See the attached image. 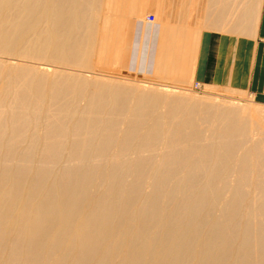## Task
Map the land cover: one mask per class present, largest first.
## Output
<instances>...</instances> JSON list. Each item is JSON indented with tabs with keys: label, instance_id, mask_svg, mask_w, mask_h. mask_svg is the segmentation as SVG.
Masks as SVG:
<instances>
[{
	"label": "bare ground",
	"instance_id": "obj_1",
	"mask_svg": "<svg viewBox=\"0 0 264 264\" xmlns=\"http://www.w3.org/2000/svg\"><path fill=\"white\" fill-rule=\"evenodd\" d=\"M257 5L0 0V264H264V107L183 87Z\"/></svg>",
	"mask_w": 264,
	"mask_h": 264
},
{
	"label": "crops",
	"instance_id": "obj_2",
	"mask_svg": "<svg viewBox=\"0 0 264 264\" xmlns=\"http://www.w3.org/2000/svg\"><path fill=\"white\" fill-rule=\"evenodd\" d=\"M254 12L256 18L249 21L252 27L247 22L253 36L217 30L205 33L195 76L209 84L241 89L264 103V0H258Z\"/></svg>",
	"mask_w": 264,
	"mask_h": 264
},
{
	"label": "rangeland",
	"instance_id": "obj_3",
	"mask_svg": "<svg viewBox=\"0 0 264 264\" xmlns=\"http://www.w3.org/2000/svg\"><path fill=\"white\" fill-rule=\"evenodd\" d=\"M148 13H151L150 10L148 11ZM211 30L212 31H214V30L221 31L219 29H210L208 31L205 30V33L209 34L210 32H212ZM222 32H224V31H222ZM199 55H200V51H199ZM127 71H128V73H126ZM112 73H111V71L108 72V70L105 72V74H111V75L117 76L114 72H112ZM123 74L124 75H122V76H131L132 72L129 71V70H126L125 72H123ZM141 79H144V78H141ZM150 80H152L154 83H157L156 80H154V79H150ZM165 83H167V81ZM169 83L172 84L171 82H168V84ZM183 87H184L185 91L186 90L188 92L191 91V93H195V95H197V96L198 95L199 96H205V95L207 96L208 95V96H211V97H215L216 99H220V100L223 99V100H229V101H232V102H240V103H247V104H251V102L253 101L256 105L264 107V103L257 102L254 99V97H252L246 91H243L241 89L234 88V87L225 86V85H213V84L209 85V83L201 81V79L198 76H194L193 79H191V81L188 84V86L186 85V86H183ZM231 88H232L233 91L231 90ZM230 90L232 91V93L230 92ZM237 90H238L239 93L236 92Z\"/></svg>",
	"mask_w": 264,
	"mask_h": 264
}]
</instances>
